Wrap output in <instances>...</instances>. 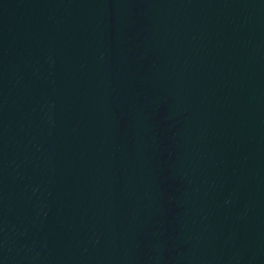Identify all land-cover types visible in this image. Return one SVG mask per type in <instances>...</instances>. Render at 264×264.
<instances>
[{
	"label": "water",
	"instance_id": "water-1",
	"mask_svg": "<svg viewBox=\"0 0 264 264\" xmlns=\"http://www.w3.org/2000/svg\"><path fill=\"white\" fill-rule=\"evenodd\" d=\"M0 264H264V0H0Z\"/></svg>",
	"mask_w": 264,
	"mask_h": 264
}]
</instances>
